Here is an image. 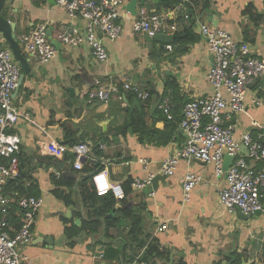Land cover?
<instances>
[{
	"label": "crops",
	"instance_id": "0c3cea01",
	"mask_svg": "<svg viewBox=\"0 0 264 264\" xmlns=\"http://www.w3.org/2000/svg\"><path fill=\"white\" fill-rule=\"evenodd\" d=\"M139 8L169 13V24L176 27L172 37L189 29L196 41L181 55L174 47L165 51L162 43L149 45L146 36L131 32L132 18ZM120 13L121 36L113 43L103 40L107 60L100 63L86 46L73 49L57 41L62 27L80 28L82 22L69 19L52 0H7L5 15L15 23L16 36L36 25H46L56 50L51 61L30 63V73L13 94L14 105L30 121L18 122L8 133L20 137L19 173L27 174L25 186H37V197L42 200L32 240L20 253L34 264H147L142 258L155 244L168 253L167 263L172 264H229L234 254L240 255L238 264H264V212L250 217L239 211L228 213L219 201L225 175L217 177L212 165L180 161L175 174L164 177L155 190L132 186L135 180L161 174L162 162L181 148L183 137L177 126L178 136L166 146L142 143L126 130L134 111L147 127L163 130L165 122L158 110L163 97H171L177 124L186 103L213 94L206 77L213 57L199 36L201 24L227 32L264 59V0H125ZM0 48L8 49L1 36ZM124 78L149 92L150 97L141 101L120 91L108 104L88 103L89 93L100 86L120 84ZM71 85L75 88L72 94L66 90ZM255 100L264 102V80L247 86L244 111L235 118L237 139L245 133L264 134V105H255ZM67 131L69 141L65 139ZM50 141L87 145L88 158L82 169H73L69 160L72 153L63 158L47 155L43 145ZM56 162L58 167L53 165ZM253 166L259 170L264 163ZM96 170L94 184L99 195L109 193L112 184L129 189V193L123 201L113 198L109 216L117 218L116 225L107 228L104 217H95L99 226L90 233L81 230L92 209L83 204L78 183ZM187 171L203 181L183 203L181 179ZM51 177L75 179L68 190L71 205L55 198ZM4 194L10 196L6 190ZM262 203L264 210V197ZM122 210L139 218L135 235L129 233L133 218H126ZM161 227L166 230L160 231Z\"/></svg>",
	"mask_w": 264,
	"mask_h": 264
},
{
	"label": "built area",
	"instance_id": "2783aa9c",
	"mask_svg": "<svg viewBox=\"0 0 264 264\" xmlns=\"http://www.w3.org/2000/svg\"><path fill=\"white\" fill-rule=\"evenodd\" d=\"M125 0H52L54 6L62 9L69 19L82 22V27H62L57 41L70 48L86 46L94 59L100 63L107 60V49L103 40L115 42L123 31L121 6ZM217 1V0H212ZM180 7H177L179 11ZM167 12H156L139 8L132 18L131 32L153 38L158 34L172 35L176 30L170 25ZM184 19H188L186 16ZM199 36L204 40L212 55V65L207 72V81L213 94L186 103L182 117L176 124L183 137V145L174 156L162 162L160 173L164 177L175 174L180 161H198L212 165L214 174L225 175V186L219 193V201L228 212L239 211L246 217L263 213L264 168L256 170L253 164L264 163V134L253 136L245 133L235 137V118L244 111L247 86L264 80V59L252 52L246 43H237L227 32L206 24L199 26ZM19 48L30 63L42 65L51 61L56 54L48 36L46 25H36L16 36ZM165 51H172L170 44L164 45ZM21 74L20 66L8 49L0 48V264H34L20 249L30 244L32 229L42 205L39 197L13 198L4 194L8 181L19 176L20 137L8 133L20 121H30L29 116L13 103V94L18 87ZM120 91L132 93L138 100L145 101L149 92L134 86L127 78L120 84L100 86L95 93L88 94V103L97 101L108 104ZM170 96L163 97L158 110L163 119L175 123L173 104ZM257 106L264 102L254 101ZM244 147L245 154H240ZM43 150L53 158L74 155L73 169L80 171L88 158L85 144L69 147L57 141L43 145ZM233 156L228 170L223 172L224 156ZM95 177V176H94ZM153 177L135 180L134 189L142 190L151 186ZM203 179L187 171L181 179L182 201L190 200L193 189ZM116 201L125 198L122 187L112 184L108 190ZM152 196V193L150 194ZM16 208L22 216L20 227L9 232L10 211ZM160 231L166 230L161 227Z\"/></svg>",
	"mask_w": 264,
	"mask_h": 264
},
{
	"label": "trees",
	"instance_id": "16d2710c",
	"mask_svg": "<svg viewBox=\"0 0 264 264\" xmlns=\"http://www.w3.org/2000/svg\"><path fill=\"white\" fill-rule=\"evenodd\" d=\"M196 41V37L191 35L189 29L185 30L182 33H175L173 36V42L170 44L176 50V53L181 55L184 54L188 50V45L194 43ZM165 122V127L163 130H156L147 127V124L142 116H138L137 111H134L128 117L126 122V130H130V132L139 137V141L144 142H152L156 146H166L174 136H178L176 132V125L172 122ZM176 124V123H175ZM66 127V126H65ZM71 134L69 131L65 134V139L69 141ZM65 145L72 146L73 143H64ZM98 153V152H97ZM69 160L71 162L74 161V155H70ZM22 167V166H21ZM88 169H90L88 167ZM87 171V165L84 168ZM99 172L96 170V173L93 175L86 177L78 183V191L80 193L83 204L88 208H91L92 211L89 212V219L83 222L81 230L85 232H94L97 230L99 226L98 221H94L93 218L101 217L105 218V222L107 224V228L114 227L117 223V218H111L110 212L115 204V200L113 199L111 194H105L103 196H99L96 192L95 184H94V176ZM27 174L20 172L19 176L14 179L8 181L5 185V190L10 193V197L20 198V197H37L39 195L37 186L29 183L28 186H25L24 180L27 179ZM51 181L55 189L52 191L55 198L63 201V203L67 206L72 204L71 193L68 191L72 189L75 183L74 178H56L51 177ZM131 182L127 181V187H130ZM4 190V191H5ZM129 189L124 188V194L128 195ZM123 215L126 218H131V212L129 210H122ZM133 218V222L130 228V234H136L138 232L140 220L139 218ZM22 223V216L16 208H13L9 213L8 220V228L7 230L11 233L17 230ZM240 255L234 254L230 259L229 264H238V260ZM168 260V253L158 249L155 244H152L148 247V250L145 252L142 261L147 262V264H166Z\"/></svg>",
	"mask_w": 264,
	"mask_h": 264
},
{
	"label": "water",
	"instance_id": "95a60500",
	"mask_svg": "<svg viewBox=\"0 0 264 264\" xmlns=\"http://www.w3.org/2000/svg\"><path fill=\"white\" fill-rule=\"evenodd\" d=\"M6 3H7V0H0V36L2 37L4 42L7 44L8 50L11 52L15 61L20 66L21 74H20L19 81H18V87L16 91L14 92L16 93L18 91V88L22 80L30 73L31 68H30V62L28 58L24 56V54L21 52L19 48L18 41L16 39V34H15V23L10 22L5 15ZM154 41L158 43H162L164 45H168L173 42V37L172 35H162V34H158L154 36L153 38L146 37V42L149 43V45H151ZM71 87H68V86L66 87V90L70 94H72V92H74L75 90L74 85H71ZM239 151H240V154H243V155L246 152L244 147H240ZM233 160H234L233 156H228V155L224 156V162L222 165L223 172H226L228 170ZM53 165L54 167H58L60 163L56 162V163H53ZM163 180H164L163 175L161 174L155 175L152 179V184H151L152 189L155 190L159 182ZM259 213L260 212H257L255 215H258ZM45 242L48 243V241H45ZM167 264H172V262L170 261ZM222 264H225V263H222Z\"/></svg>",
	"mask_w": 264,
	"mask_h": 264
}]
</instances>
